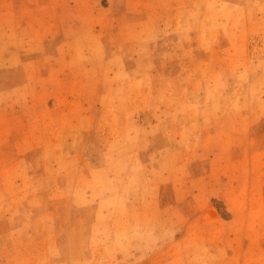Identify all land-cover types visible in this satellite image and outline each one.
Wrapping results in <instances>:
<instances>
[{
	"label": "rangeland",
	"instance_id": "obj_1",
	"mask_svg": "<svg viewBox=\"0 0 264 264\" xmlns=\"http://www.w3.org/2000/svg\"><path fill=\"white\" fill-rule=\"evenodd\" d=\"M0 264H264V0H0Z\"/></svg>",
	"mask_w": 264,
	"mask_h": 264
}]
</instances>
